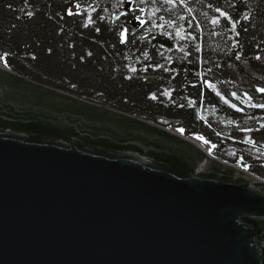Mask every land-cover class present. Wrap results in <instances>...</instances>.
<instances>
[{
	"label": "water",
	"instance_id": "95a60500",
	"mask_svg": "<svg viewBox=\"0 0 264 264\" xmlns=\"http://www.w3.org/2000/svg\"><path fill=\"white\" fill-rule=\"evenodd\" d=\"M0 264H264V180L0 64Z\"/></svg>",
	"mask_w": 264,
	"mask_h": 264
},
{
	"label": "trees",
	"instance_id": "16d2710c",
	"mask_svg": "<svg viewBox=\"0 0 264 264\" xmlns=\"http://www.w3.org/2000/svg\"><path fill=\"white\" fill-rule=\"evenodd\" d=\"M0 55L31 80L201 136L219 158L222 142L264 146V0H0Z\"/></svg>",
	"mask_w": 264,
	"mask_h": 264
},
{
	"label": "rangeland",
	"instance_id": "374dc122",
	"mask_svg": "<svg viewBox=\"0 0 264 264\" xmlns=\"http://www.w3.org/2000/svg\"><path fill=\"white\" fill-rule=\"evenodd\" d=\"M71 10L78 11L79 7L74 6L71 8ZM0 64L8 67V64L5 63V60L3 59V57L1 55H0ZM169 128H171V127L169 126ZM171 129H173V128H171ZM173 130H176V129H173ZM176 131H178V130H176ZM178 132H181V131H178ZM191 137L196 139L201 144H203L205 149L207 151H209V153L212 156H215L210 151L209 143L203 137H201V136H191ZM220 144H222L221 148H222V150L225 151V154L227 155V158H228L227 160L224 159L225 161L230 162V163H234L236 166L243 168V169L249 171L251 174L259 177L262 180H264V173H263V176H260L256 173H254V170H261L260 168H264V146L256 145V146H253V148H251V147H247L246 145H243V144L232 145L229 143L225 144L223 142ZM238 152H240L241 154L246 153L248 155H251L250 164H249L250 166L249 165L246 166L244 164H241V162H237V163L233 162V159L237 156Z\"/></svg>",
	"mask_w": 264,
	"mask_h": 264
},
{
	"label": "snow or ice",
	"instance_id": "6c2138e0",
	"mask_svg": "<svg viewBox=\"0 0 264 264\" xmlns=\"http://www.w3.org/2000/svg\"><path fill=\"white\" fill-rule=\"evenodd\" d=\"M217 11H219V9H217ZM69 14L71 15L72 13H71V10H69ZM222 15H225L224 13H222ZM218 21H216V20H214L213 21V23H217ZM142 23H143V21H142ZM122 35H123V33H122ZM258 59H259V57H257ZM259 91H261V92H264V88H261V89H258ZM260 107H264V105H260Z\"/></svg>",
	"mask_w": 264,
	"mask_h": 264
},
{
	"label": "bare ground",
	"instance_id": "6f19581e",
	"mask_svg": "<svg viewBox=\"0 0 264 264\" xmlns=\"http://www.w3.org/2000/svg\"><path fill=\"white\" fill-rule=\"evenodd\" d=\"M192 138V137H191ZM192 139H194V138H192ZM195 141H197L196 139H194ZM198 142V141H197ZM201 146H202V148L203 149H205V147L203 146V144H201L200 142H198ZM206 150V149H205Z\"/></svg>",
	"mask_w": 264,
	"mask_h": 264
},
{
	"label": "flooded vegetation",
	"instance_id": "af4514ba",
	"mask_svg": "<svg viewBox=\"0 0 264 264\" xmlns=\"http://www.w3.org/2000/svg\"><path fill=\"white\" fill-rule=\"evenodd\" d=\"M7 68H9V69H11L12 71H15L14 69H12L9 65H8V67ZM15 72H17V71H15ZM17 73H19V72H17Z\"/></svg>",
	"mask_w": 264,
	"mask_h": 264
}]
</instances>
